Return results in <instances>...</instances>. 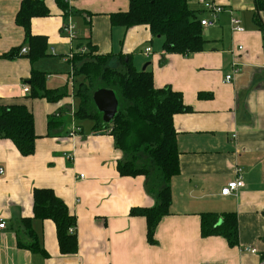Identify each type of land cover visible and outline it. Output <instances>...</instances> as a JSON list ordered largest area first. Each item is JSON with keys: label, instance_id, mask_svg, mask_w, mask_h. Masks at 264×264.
<instances>
[{"label": "crops", "instance_id": "0c3cea01", "mask_svg": "<svg viewBox=\"0 0 264 264\" xmlns=\"http://www.w3.org/2000/svg\"><path fill=\"white\" fill-rule=\"evenodd\" d=\"M43 1L49 16L33 19L31 32L46 39L47 56L32 62L25 31L16 23L22 0H0V105L26 104L39 137L31 157L0 139V168L5 170L0 221L7 224L0 236V264H259L264 258V37L258 22L264 25V4L213 0L225 11L213 27L203 28L204 50L186 57L169 54L164 40L153 37L147 26L112 24L113 15L130 10V0ZM193 7L200 19L213 18L196 2ZM230 11L241 20L243 32L232 31ZM68 20L79 32L76 41L62 34ZM88 43L97 55L130 57L137 72L147 65L155 88L182 93L190 109L174 118L179 174L171 182L170 214L156 230V245L147 240L146 219L131 216L134 208L156 205L147 178L122 177L117 168L124 154L114 138L95 135V121L76 115L81 102L77 107L72 54ZM19 49L20 56L7 58ZM56 61L65 68L66 81H58L66 82V89L49 87L51 80L46 85L67 96L53 103L24 95L33 72L46 75ZM235 68L238 73L228 83ZM60 111L50 129V118ZM77 121L93 123L80 126ZM75 127L81 134L72 137ZM239 169L245 187L223 196ZM35 189L54 190L76 216V254L61 253L52 221L34 218ZM204 214H236L239 244L203 238Z\"/></svg>", "mask_w": 264, "mask_h": 264}, {"label": "trees", "instance_id": "16d2710c", "mask_svg": "<svg viewBox=\"0 0 264 264\" xmlns=\"http://www.w3.org/2000/svg\"><path fill=\"white\" fill-rule=\"evenodd\" d=\"M258 1L264 4V0ZM194 2L196 0H130V10L113 15L111 22L125 28L147 26L153 37L164 40L169 54L188 57L202 52L207 43L203 37L201 12L193 7ZM48 16L49 9L43 0H22L16 23L25 31V45L30 47L27 57L32 62L47 56V41L32 34L31 22ZM258 26L264 37L263 23L259 21ZM85 48L86 53L76 54L71 60L73 75L84 77L77 92L81 107L76 115L95 121V135L108 134L114 138L116 148L124 154L117 168L122 177L147 178V188L155 195L156 205L134 208L131 216L146 219L147 240L156 245V230L162 219L170 214L171 182L179 174L174 118L190 109L184 104L182 93L170 87L156 89L153 73L137 72L130 57L97 55L89 43ZM20 51L10 53L7 58L20 56ZM46 82L44 73L33 72L29 98L55 103L67 96L48 89ZM99 89L112 90L119 102L118 113L109 125L104 124L93 101V94ZM62 114L60 111L50 118V129ZM0 139L11 141L23 157L35 154L39 137L35 132L34 115L26 104L0 105ZM33 201L34 218L55 224L61 253L76 254L77 236L69 229L76 227L77 219L65 202L52 189H35ZM201 233L203 238L222 237L229 246L236 247L239 244L236 214L223 218L215 214L202 215Z\"/></svg>", "mask_w": 264, "mask_h": 264}, {"label": "built area", "instance_id": "2783aa9c", "mask_svg": "<svg viewBox=\"0 0 264 264\" xmlns=\"http://www.w3.org/2000/svg\"><path fill=\"white\" fill-rule=\"evenodd\" d=\"M65 3H71L73 0H64ZM196 3L200 6L201 10L204 12H209L210 14H213L212 19H201V25L203 27H213L216 24V18L219 14L223 13L225 11L224 8L217 5L213 0H196ZM231 14V29L233 32H243L244 29L242 27V22L239 18H237L234 15L233 11H230ZM62 34L65 35L70 41H76L79 38V32L76 28V26L72 23L71 20H68L62 27ZM243 48L239 47V51H242ZM27 49H23V53H27ZM151 48H147L145 51L146 55H149L151 53ZM87 49L85 47H82L76 51L75 54H72V58L79 53H86ZM238 73V70L235 68L234 72L231 76H227L226 81L228 83L232 82L235 78V74ZM31 89L29 86L25 85L23 86V93L24 95H30ZM81 134V128L75 127L74 130L71 133V136H75ZM70 160H72L71 157H69ZM5 174V170L3 168H0V176ZM83 178V176L81 177ZM245 187L244 177L241 174V170H237V179L235 182L230 183L226 188L222 190L223 196H231L238 190ZM7 229V224L3 221H0V236L3 234V232ZM70 233L75 232V228L69 229ZM251 253L257 254L256 249L250 250ZM259 264H264V258H261Z\"/></svg>", "mask_w": 264, "mask_h": 264}, {"label": "water", "instance_id": "95a60500", "mask_svg": "<svg viewBox=\"0 0 264 264\" xmlns=\"http://www.w3.org/2000/svg\"><path fill=\"white\" fill-rule=\"evenodd\" d=\"M147 67L146 65L143 71H145ZM93 101L99 113L102 115L104 124H111L119 109V102L116 94L109 89H99L93 94Z\"/></svg>", "mask_w": 264, "mask_h": 264}, {"label": "rangeland", "instance_id": "374dc122", "mask_svg": "<svg viewBox=\"0 0 264 264\" xmlns=\"http://www.w3.org/2000/svg\"><path fill=\"white\" fill-rule=\"evenodd\" d=\"M53 60V59H50ZM54 62L51 63V65L48 67V70L45 72L46 76H47V81L51 80L53 81V84L47 82V84L49 83V87H58L59 90L61 92H64L66 89V82L63 83V81L60 83V81H58V79H64V81H66V76L67 74L64 72V66L62 63H59L56 61L55 65H53ZM84 83V77L79 75L76 76V90L79 88V86L81 84ZM67 89L70 90V86L67 87ZM77 101V107L80 105V100L78 98H76ZM82 123H86V124H92L93 122L91 121H77V124L80 125ZM71 123H69V125L67 126V128H71ZM81 126V125H80ZM79 135V134H78ZM74 234V233H73Z\"/></svg>", "mask_w": 264, "mask_h": 264}]
</instances>
